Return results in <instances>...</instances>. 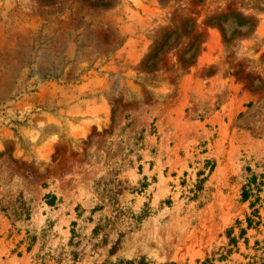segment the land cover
I'll list each match as a JSON object with an SVG mask.
<instances>
[{
	"label": "rangeland",
	"instance_id": "rangeland-1",
	"mask_svg": "<svg viewBox=\"0 0 264 264\" xmlns=\"http://www.w3.org/2000/svg\"><path fill=\"white\" fill-rule=\"evenodd\" d=\"M0 264H264V0H0Z\"/></svg>",
	"mask_w": 264,
	"mask_h": 264
},
{
	"label": "trees",
	"instance_id": "trees-1",
	"mask_svg": "<svg viewBox=\"0 0 264 264\" xmlns=\"http://www.w3.org/2000/svg\"><path fill=\"white\" fill-rule=\"evenodd\" d=\"M244 21V20H243ZM251 21V19H246L245 20V22H250ZM161 47L163 46V44L162 45H160ZM161 47H159V48H157L155 51H154V53H152V55H148V57H146V60L144 61V64H146V66L148 65H151V64H149V62L150 61H152V60H154L155 58H156V56H157V54L159 53V51H160V49H161ZM151 63V62H150ZM243 197L246 199V198H248L249 197V191L248 190H244V192H243ZM52 199L51 200H49V204H51L52 203ZM251 222V220L249 219V223Z\"/></svg>",
	"mask_w": 264,
	"mask_h": 264
}]
</instances>
